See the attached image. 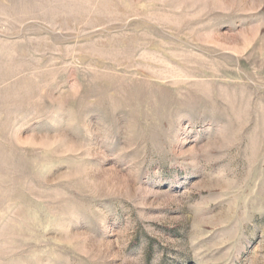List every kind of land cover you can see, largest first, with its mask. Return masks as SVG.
Masks as SVG:
<instances>
[{
  "label": "rangeland",
  "instance_id": "374dc122",
  "mask_svg": "<svg viewBox=\"0 0 264 264\" xmlns=\"http://www.w3.org/2000/svg\"><path fill=\"white\" fill-rule=\"evenodd\" d=\"M0 264H264V0H0Z\"/></svg>",
  "mask_w": 264,
  "mask_h": 264
}]
</instances>
